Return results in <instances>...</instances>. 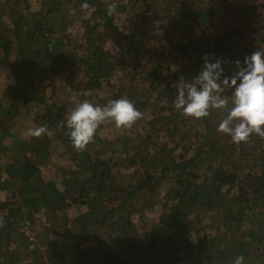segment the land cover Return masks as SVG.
I'll list each match as a JSON object with an SVG mask.
<instances>
[{
	"label": "trees",
	"instance_id": "16d2710c",
	"mask_svg": "<svg viewBox=\"0 0 264 264\" xmlns=\"http://www.w3.org/2000/svg\"><path fill=\"white\" fill-rule=\"evenodd\" d=\"M83 2L0 0V264H264V138L234 143L219 110L172 107L205 54L232 76L264 48V0H115L111 16L113 0ZM74 91L141 117L77 150Z\"/></svg>",
	"mask_w": 264,
	"mask_h": 264
},
{
	"label": "clouds",
	"instance_id": "9594fccd",
	"mask_svg": "<svg viewBox=\"0 0 264 264\" xmlns=\"http://www.w3.org/2000/svg\"><path fill=\"white\" fill-rule=\"evenodd\" d=\"M117 7L113 0L107 6V14L113 15ZM81 8H89L87 0ZM202 59L203 70L192 82L181 78L175 84L172 107L194 119L208 117L210 109L219 110L224 115L217 131L228 135L234 143L247 142L253 134L264 138V48L246 56L242 66L236 61L238 71L232 76L224 75L220 58L209 62L205 54ZM226 88L233 89L230 100L220 95ZM140 117L141 112L127 98L111 100L104 106L84 100L67 114L64 125L73 147L82 150L93 140L101 122L112 120L117 127H130ZM43 134L51 135L47 125L29 130L33 137ZM233 264H245V257H235Z\"/></svg>",
	"mask_w": 264,
	"mask_h": 264
},
{
	"label": "rangeland",
	"instance_id": "374dc122",
	"mask_svg": "<svg viewBox=\"0 0 264 264\" xmlns=\"http://www.w3.org/2000/svg\"><path fill=\"white\" fill-rule=\"evenodd\" d=\"M30 4H31L32 10L34 12L39 11V9H40V0H30ZM78 27H79L78 25L75 26V27H72L71 28V31H73V33L74 32L76 33L79 30ZM76 34H78V33H76ZM109 51L111 53H114L115 55H119L120 56V51H119V49L115 45L111 46L109 48ZM65 76L66 75L61 76L60 78H62V77L65 78ZM7 78H9V75L8 74H2V73H0V96H2V93H3L2 86L6 84V81L8 80ZM61 83H65V79H62L61 80ZM94 99L83 95L81 92L74 91V92H72L71 98H69V103L71 102L70 108L73 109L74 107H76L79 103H81L84 100H88V101L93 102V103L94 102H97L95 104H98L100 106H104L106 104L105 102L102 103L103 99H98V98H94ZM103 122H101V123H103ZM49 174H50L51 177H53V176H55L57 174V172H56V170L53 171V172L52 171H49ZM3 199H4L3 195H0V200H3ZM81 211H83V210L77 209V208L72 209L70 211V216L72 218H74L75 215L79 214ZM152 216H153L152 214L149 215V217H152ZM41 220H42V222L45 221V219L43 217L41 218Z\"/></svg>",
	"mask_w": 264,
	"mask_h": 264
}]
</instances>
